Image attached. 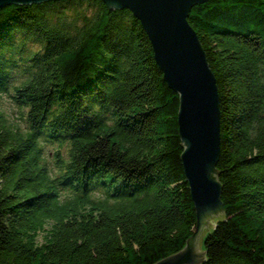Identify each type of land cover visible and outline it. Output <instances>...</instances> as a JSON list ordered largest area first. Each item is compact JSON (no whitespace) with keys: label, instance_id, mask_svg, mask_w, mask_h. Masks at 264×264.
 Segmentation results:
<instances>
[{"label":"trees","instance_id":"1","mask_svg":"<svg viewBox=\"0 0 264 264\" xmlns=\"http://www.w3.org/2000/svg\"><path fill=\"white\" fill-rule=\"evenodd\" d=\"M188 20L217 78L227 216L201 264H264V0H206ZM0 93L27 124L0 112V264H151L184 246L179 94L129 8L0 6Z\"/></svg>","mask_w":264,"mask_h":264},{"label":"water","instance_id":"2","mask_svg":"<svg viewBox=\"0 0 264 264\" xmlns=\"http://www.w3.org/2000/svg\"><path fill=\"white\" fill-rule=\"evenodd\" d=\"M45 0H0L34 3ZM109 9L129 8L140 19L167 84L179 94L178 126L184 145L181 159L197 214L194 232L184 246L151 264H201L202 249L217 221L226 220L223 182L218 178L221 110L217 78L200 37L188 20L191 8L206 0H103ZM223 215L210 225L215 215ZM207 247V246H206Z\"/></svg>","mask_w":264,"mask_h":264},{"label":"rangeland","instance_id":"3","mask_svg":"<svg viewBox=\"0 0 264 264\" xmlns=\"http://www.w3.org/2000/svg\"><path fill=\"white\" fill-rule=\"evenodd\" d=\"M37 46V44H35ZM26 111L23 107L17 105L13 99H11L8 94L0 93V112L4 117L6 123L10 126L17 127L24 129L26 128L27 124L25 119L23 118V113ZM56 145H52L51 143H47L45 147V153L49 156L53 150L55 149ZM66 149V146L63 148ZM49 159L52 160L53 158L49 156ZM98 193V192H97ZM99 194V193H98ZM220 215H215L214 220H210V225H215V219H218ZM203 249V246H201Z\"/></svg>","mask_w":264,"mask_h":264}]
</instances>
